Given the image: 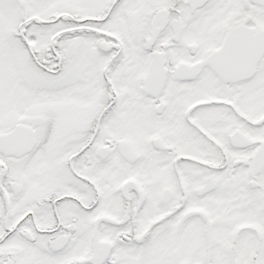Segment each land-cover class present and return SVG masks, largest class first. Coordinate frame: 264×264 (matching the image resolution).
<instances>
[{
    "label": "snow or ice",
    "instance_id": "snow-or-ice-1",
    "mask_svg": "<svg viewBox=\"0 0 264 264\" xmlns=\"http://www.w3.org/2000/svg\"><path fill=\"white\" fill-rule=\"evenodd\" d=\"M0 264H264V0H0Z\"/></svg>",
    "mask_w": 264,
    "mask_h": 264
}]
</instances>
